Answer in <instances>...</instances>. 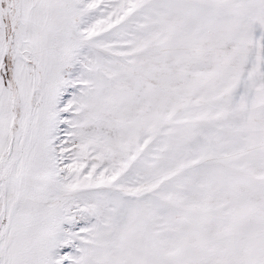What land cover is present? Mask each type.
<instances>
[{
    "label": "snow or ice",
    "instance_id": "1",
    "mask_svg": "<svg viewBox=\"0 0 264 264\" xmlns=\"http://www.w3.org/2000/svg\"><path fill=\"white\" fill-rule=\"evenodd\" d=\"M0 264H264V0H0Z\"/></svg>",
    "mask_w": 264,
    "mask_h": 264
}]
</instances>
